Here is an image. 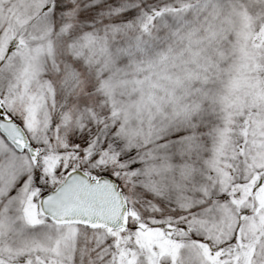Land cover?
I'll return each instance as SVG.
<instances>
[{"label": "snow or ice", "instance_id": "snow-or-ice-1", "mask_svg": "<svg viewBox=\"0 0 264 264\" xmlns=\"http://www.w3.org/2000/svg\"><path fill=\"white\" fill-rule=\"evenodd\" d=\"M0 264H264V0H0Z\"/></svg>", "mask_w": 264, "mask_h": 264}]
</instances>
